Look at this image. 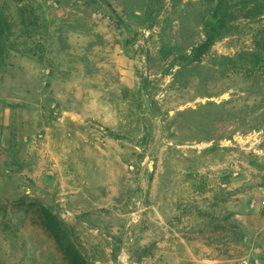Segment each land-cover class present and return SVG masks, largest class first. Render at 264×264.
Wrapping results in <instances>:
<instances>
[{
  "label": "rangeland",
  "instance_id": "1",
  "mask_svg": "<svg viewBox=\"0 0 264 264\" xmlns=\"http://www.w3.org/2000/svg\"><path fill=\"white\" fill-rule=\"evenodd\" d=\"M215 1L0 0V264H65L41 209L89 264H264V13L196 58Z\"/></svg>",
  "mask_w": 264,
  "mask_h": 264
},
{
  "label": "trees",
  "instance_id": "2",
  "mask_svg": "<svg viewBox=\"0 0 264 264\" xmlns=\"http://www.w3.org/2000/svg\"><path fill=\"white\" fill-rule=\"evenodd\" d=\"M215 2V25L206 28L204 40L192 50V53L196 54V58L206 53L218 39L229 33L227 29L229 28V19L237 12L247 10V14L256 18L264 13V0H216ZM254 45L256 46L255 50L248 52L247 55L257 59L260 54H264V35L256 38ZM40 213L43 227L55 242L65 264H89L86 257L69 237L64 224L46 209H41Z\"/></svg>",
  "mask_w": 264,
  "mask_h": 264
}]
</instances>
